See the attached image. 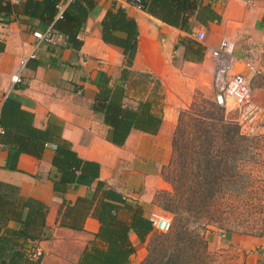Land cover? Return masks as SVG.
<instances>
[{
	"label": "crops",
	"instance_id": "1",
	"mask_svg": "<svg viewBox=\"0 0 264 264\" xmlns=\"http://www.w3.org/2000/svg\"><path fill=\"white\" fill-rule=\"evenodd\" d=\"M95 1L78 33L82 45L74 49L67 46L62 34H56L54 46L36 39L33 31H44L49 24L26 15L25 0H0V40L5 43L0 52V94L9 86L10 76L20 58L35 50L36 57L27 61L21 71V81L10 93L20 100L23 109L33 113L34 126L60 134L71 142L80 157L97 161L99 178L124 195L128 202L142 205L145 215L150 218L162 214L152 196L155 189L163 186L159 169L169 161L173 151L170 126L175 120L174 109L179 107L171 100V93L185 88L187 83L191 92L204 90L214 96L216 62L211 49L222 39L230 41L236 57L231 72H241L249 77L251 73L245 63L251 62L259 69L258 74L251 76L252 94L258 93L260 88L264 94V85L261 87L264 79V0H202V5L211 7L219 18L203 24L191 17L187 30L166 24L136 7L131 0H117L134 18L138 28L135 57L124 79L122 48L105 43L100 31V21L114 0ZM68 2L60 1L59 11ZM200 30L205 34L203 40L196 38ZM99 71L109 76L110 85L122 84L123 103L132 108L141 100L152 99L147 78H156L164 94L162 122L156 134L133 128L121 146L107 139L109 127L103 122L102 114L92 109ZM143 74L148 76L145 78ZM143 79L146 82L138 87L139 80L142 83ZM3 100L0 98V109ZM52 154V143L46 146L40 159L21 153L16 170H10L6 167L9 150L2 146L0 181L13 183L21 194L48 204L47 223L53 228L52 236L58 229H63L87 235L90 241L99 227L96 218L87 216L83 230L59 227L55 222L62 197L53 194L48 178ZM93 189L94 184L70 187L63 197L86 196ZM225 236L243 252V264H264V225L259 235L232 233ZM50 239L38 244L37 252L43 253L42 264ZM130 239L135 251L136 243H143L134 232H130Z\"/></svg>",
	"mask_w": 264,
	"mask_h": 264
},
{
	"label": "trees",
	"instance_id": "2",
	"mask_svg": "<svg viewBox=\"0 0 264 264\" xmlns=\"http://www.w3.org/2000/svg\"><path fill=\"white\" fill-rule=\"evenodd\" d=\"M60 1L25 0V14L52 25L57 34L66 37L68 47L79 49L82 41L78 33L96 1L69 0L59 11ZM141 4L151 15L182 30L188 29L191 17L203 24L219 18L211 7L202 5V0H141ZM100 31L105 43L122 48L124 79L137 49L136 21L114 0L100 21ZM4 48L5 43L0 40V52ZM95 84L98 90L92 109L102 114L103 122L109 127L107 139L110 142L123 145L133 128L151 134L158 132L162 105L157 96L152 94V99L141 100L132 108L123 103L122 84L110 85L109 76L103 71H99ZM197 116L199 118L191 121L193 138L182 136L184 145L181 147L177 146L178 132L184 124L181 118L174 132L173 148L177 147L175 156L179 160L173 174L174 191H163L168 196L165 209L172 215L167 232L156 231L142 205L128 202L124 195L99 178L97 161L80 157L71 142L60 134L34 126L33 113L23 109L20 100L10 92L0 109V127L3 129L0 148H8L6 167L16 170L21 153L40 159L47 145L52 143L54 146L48 178L53 194L62 197L55 222L59 227L73 230H83L87 216L96 218L99 223L77 264H129L130 256L135 252L130 232H134L140 242L153 234L147 254L139 264H203L206 247H200L201 232L210 230L206 225L214 222L213 218L220 212L211 198L221 191L215 185L190 187L185 181L196 176L199 181L206 182L221 178L222 169L212 165L215 158L218 164L228 159L235 163L242 159L249 164V160L254 161L257 144L254 135L241 131L237 120L217 117L216 123H207L206 117H212V114L205 112L204 116ZM92 184L94 189L86 196L63 197L70 187ZM48 211L46 202L21 194L13 183L0 181V264H42L43 253L37 252L38 244L50 239L53 230L47 223Z\"/></svg>",
	"mask_w": 264,
	"mask_h": 264
},
{
	"label": "rangeland",
	"instance_id": "3",
	"mask_svg": "<svg viewBox=\"0 0 264 264\" xmlns=\"http://www.w3.org/2000/svg\"><path fill=\"white\" fill-rule=\"evenodd\" d=\"M139 86L144 85V80ZM155 77L147 80V86L152 93L157 96V101L161 105L164 104L162 87L156 85ZM182 87L178 92L171 93V100L175 102L174 109V124L170 126L171 135L178 126V121L181 118L179 129V142L177 146L184 145L182 136L193 138V124L197 115L204 116V113L212 114L206 117L207 123H216L215 118L222 117L225 120H237L240 112L237 108L228 106V109L219 107L213 101V95L204 90H196L191 92L187 86ZM264 85V79L261 80V87ZM258 93L252 94V105L247 118L246 126L251 127L252 133L256 137V154L254 161L247 164L244 160L238 159L233 162L228 159L222 164H218L217 158L212 165L222 169V176L219 179H210L208 182L199 181L196 176L193 179L185 181V185H215L221 192L215 194L211 200L215 201L220 212L216 215L214 222L206 225L208 230L201 232L202 245L206 247V257L203 264H243V252L239 248L228 242L225 235L244 234V235H259L264 225V94L263 89H259ZM160 95L161 98L159 97ZM177 101V102H176ZM239 123V122H238ZM241 124V123H240ZM239 124V125H240ZM215 125V124H214ZM241 131H244V124L240 125ZM181 138V139H180ZM173 148L171 158L166 164L160 166L159 173L164 180L161 188L155 189L152 201L160 213L167 215L170 220L172 215L164 206L168 196H165L163 191H174L173 174L176 173L178 157H176L175 149ZM221 151V150H220ZM241 157V156H240ZM159 157L158 159H160ZM156 160V158H154ZM247 164V165H246ZM193 168V166H192ZM248 173H250L248 175ZM160 215V214H158ZM156 215L152 217H156ZM224 235V236H223ZM153 234H150L143 243H136V251L131 259V264H139L147 254V245ZM215 238L213 239V237ZM87 235L79 232L58 229L51 237L46 245L47 254L44 259V264H77L78 256L82 247L88 243ZM205 242V245L203 244ZM205 251V250H204Z\"/></svg>",
	"mask_w": 264,
	"mask_h": 264
},
{
	"label": "built area",
	"instance_id": "4",
	"mask_svg": "<svg viewBox=\"0 0 264 264\" xmlns=\"http://www.w3.org/2000/svg\"><path fill=\"white\" fill-rule=\"evenodd\" d=\"M136 7L142 9L141 0L131 1ZM60 17V14H58ZM33 36L47 44L54 46L57 43V32L49 25L44 31H33ZM204 31L200 30L196 34L199 40L204 39ZM211 55L215 59L216 68L213 78L214 96L213 100L216 105L228 109V106L237 108L240 112L238 118L239 124H244V131L247 134L252 133V129L247 124L248 114L252 105V89H251V76L259 73V69L251 62H246V67L250 70L251 76L247 77L241 72H231L236 57L233 53V45L227 39H222L218 46L211 49ZM36 57L35 50L28 52L20 58L15 72L10 76L9 86L1 94L0 98L4 99L12 87L21 81V71L26 65L27 61ZM240 124V125H241ZM3 129L0 127V135ZM54 146L52 145V148ZM154 216V215H153ZM154 229L158 232H167L170 229L171 220L167 215H158L150 217Z\"/></svg>",
	"mask_w": 264,
	"mask_h": 264
}]
</instances>
